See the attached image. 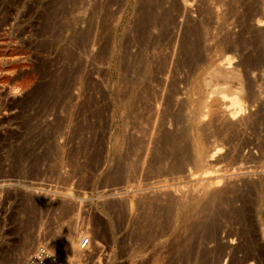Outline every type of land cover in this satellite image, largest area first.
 Here are the masks:
<instances>
[{"label": "rangeland", "instance_id": "rangeland-1", "mask_svg": "<svg viewBox=\"0 0 264 264\" xmlns=\"http://www.w3.org/2000/svg\"><path fill=\"white\" fill-rule=\"evenodd\" d=\"M50 1L0 0V33L5 32L0 36V264H27L39 244L61 252L73 237L75 253L63 255L69 264H152L153 258L162 264H264V24H255L256 18L264 19V0H175L177 7L170 10L177 26L173 34L179 37L188 21L206 31L205 57L196 78L185 71L176 75L178 100L189 96L183 113L195 110L201 94L207 102L185 138L178 133L186 124L171 120L175 105L163 112L164 122L160 113L154 123L129 122L119 59L137 0H78V13L59 14L54 27L45 31L44 12L58 6ZM171 1L162 7L169 8ZM108 10L113 15L102 34L112 30L117 39L113 53L120 56L113 62L95 58L98 22ZM68 17H78V23L65 25ZM73 28H78V49ZM69 48L78 60V84L61 91L65 99L57 106L47 107L33 89L73 68ZM219 69H233L238 78L223 80L216 75ZM27 75L33 82L20 89L17 85ZM196 84L199 96L193 92ZM223 93L242 97L243 115L231 118ZM59 119L60 132L48 138L45 133ZM161 128L178 131L179 140L164 141ZM44 135L48 141H42ZM51 142L58 145L57 154H47ZM214 146L221 152L211 157ZM18 149L26 159L14 157ZM177 201L167 234L146 247L144 216L155 208L164 213L169 202ZM204 201H209L207 210ZM83 237L88 244L82 249L76 244ZM183 237L192 245L183 244ZM193 245V258L185 262L182 252Z\"/></svg>", "mask_w": 264, "mask_h": 264}, {"label": "bare ground", "instance_id": "bare-ground-1", "mask_svg": "<svg viewBox=\"0 0 264 264\" xmlns=\"http://www.w3.org/2000/svg\"><path fill=\"white\" fill-rule=\"evenodd\" d=\"M85 1V0H84ZM118 2L122 3L124 0H110L107 2ZM164 1L166 2V0H137V5L133 8V16L130 20V31L128 33V35H126L123 38V43L121 45V50H122V54L120 56L119 59V64H120V68H121V73H122V77L125 79V81L122 78V82L127 84V88L125 87L128 98V102L127 100L125 102H127V106H125L127 108V113L130 117V119H132L131 121L129 120V122L131 123L132 121H135L134 119L136 118L137 120L139 119V121H143L146 122L145 124H150V123H154L153 119H156L157 116L163 115L170 110L172 108L173 105H175L177 108V112L176 115H174L173 119H171L175 124L176 123H184L186 124V126H183V128L179 131L178 134H180V136H183L184 138L187 136H189V127L194 126L195 122L198 121L199 116L202 114L200 112L201 108H203L205 106V103L203 101H205L203 98L202 101V94L201 96L200 93H202V90H197L195 89L196 85H193V92L195 94H197L199 97V99L197 101H195V110H187V113H183L184 110L187 108L188 106V99L189 96H186L187 93L184 94V96H186L185 98L183 97L182 99L180 98V100H178V95H179V89L177 87V84L179 83V79L177 78V74L179 72H183L185 71L186 75L188 77H190V75L196 73V69L198 70L199 67H201V62H203V57H205L203 55V49H206L204 42L206 40V31L203 32V30H201L196 24L198 23H188L182 27V30H180V35L177 37L173 34V30L175 31L174 28H176V22H175V17L174 15H172L170 10H174L177 7V0H172L170 3V7L169 8H163L162 4H165ZM126 2V1H125ZM52 3V5H58L55 6L54 10L49 13H45L44 15L46 17V22L43 25V29H49L51 27V25L58 20V18L54 19L55 17H58L59 14H62V17L64 16L66 18V14H68L70 11L72 10H78V0H51L49 2ZM98 3V2H97ZM16 4V3H15ZM87 4V3H86ZM94 4V3H93ZM109 5V4H108ZM169 6V5H168ZM104 7V6H103ZM109 7V6H108ZM106 8V5L104 7V9ZM173 8V9H172ZM47 10V9H45ZM106 10V9H105ZM73 11V12H74ZM99 11V10H98ZM77 12V11H75ZM178 12V11H177ZM78 13V12H77ZM76 13V14H77ZM176 13V12H175ZM251 13V12H250ZM70 14H68L69 16ZM75 15V14H74ZM101 15V14H100ZM99 15V16H100ZM111 14L109 12V10L106 12V15L104 14V16H106V18H104L102 20V18L100 19L101 22H98V27H97V44H98V50L95 54V58L98 61H102L103 59H112V62L115 59V56L117 57L114 47V43L115 41L117 42V39L114 41V35L111 33V31L105 32V35H103L105 29H108L107 27H109L108 24V17H110ZM73 16V14H72ZM4 17V16H3ZM41 17V15H40ZM64 18V19H65ZM70 17H68L67 19H69ZM188 18V17H187ZM7 19V18H6ZM5 19V20H6ZM66 19V21H67ZM71 19V20H70ZM68 21L69 23H65L64 24L70 27L71 23H78V17H72L70 18ZM2 20V19H1ZM0 20V21H1ZM7 21V20H6ZM65 21V20H62ZM61 21V22H62ZM187 21V20H186ZM199 21H203L199 19ZM60 22V21H59ZM42 23V24H43ZM178 23V22H177ZM205 24L204 21L201 22V24ZM3 24V21L0 22V26ZM60 24V23H59ZM199 23V25H201ZM202 24V25H203ZM255 24L260 26L264 24V19L263 18H256L255 20ZM54 25V24H53ZM52 25V26H53ZM249 25V23H248ZM205 26V27H204ZM41 27V26H40ZM54 27V26H53ZM61 27V25H60ZM59 27V28H60ZM202 27H204V30L206 29V25H203ZM51 29V28H50ZM70 29V28H69ZM203 29V28H202ZM74 30V28H73ZM104 30V31H103ZM248 30V29H247ZM46 31V30H45ZM50 31V30H49ZM47 31V32H49ZM244 31V30H243ZM2 32V31H1ZM40 32V31H39ZM42 32V31H41ZM44 32V31H43ZM55 32V31H54ZM59 32V31H58ZM5 33V32H4ZM4 33H0V36H2V34ZM61 33V32H60ZM73 37L76 40V49H78V28H76V30H74L72 32ZM103 33V34H102ZM115 33V32H114ZM176 33V32H175ZM58 34V33H56ZM54 35V34H53ZM51 36V35H50ZM71 36V35H70ZM96 36V35H95ZM58 37V36H57ZM72 37V38H73ZM89 37V36H88ZM87 38V37H86ZM240 38V37H239ZM242 38V37H241ZM241 38H240V42H241ZM243 39V38H242ZM71 41V40H70ZM85 42V41H84ZM72 43V42H71ZM48 44V43H47ZM119 45V44H118ZM204 46V48H203ZM119 48V47H117ZM66 49V47H65ZM71 48H69V52L68 49L66 52H68L67 54V58H69V60H75L74 63L76 62V64L73 66L72 69H69V71L63 70V72H61V76H59V78H50L48 80H46L45 82H43L42 84H37L33 91L36 93H41V95H43L42 98V103H44L45 105L48 106H57V103L61 102V98L62 96L64 97V95L62 94L63 92H61L63 89L65 90V88H67L68 86H70V84L72 83H76L78 84V82H75L78 77V60L77 57L75 56L74 53H72L70 51ZM117 50V49H116ZM65 51V50H64ZM120 51V50H119ZM115 54H114V53ZM205 52V50H204ZM62 53V52H61ZM120 53V52H118ZM64 54V53H63ZM77 54V53H76ZM226 58V57H225ZM228 59V58H227ZM77 60V61H76ZM67 62V61H66ZM73 63V62H72ZM220 63V61H219ZM228 64V66L230 65V61L226 62ZM223 64V63H222ZM67 65V64H66ZM220 65V64H219ZM66 68V67H65ZM64 68V69H65ZM195 71V72H194ZM41 73V72H40ZM121 73L119 74V76L121 75ZM184 73V72H183ZM180 74V73H179ZM182 74V73H181ZM185 75V76H186ZM196 75V74H195ZM217 76H220V78L222 77L223 80H227V81H232V79H236L238 78V74L232 69L230 70H223V69H219L216 72ZM215 75V76H216ZM50 76V75H49ZM55 77V76H54ZM196 78V76L193 75V77L191 78ZM198 77V75H197ZM7 78V77H6ZM121 78H118L119 80H121ZM186 78V77H185ZM191 78H188L189 80ZM199 78V77H198ZM22 79V78H21ZM44 79V78H43ZM76 79V80H75ZM188 79H184L185 82L188 81ZM33 80V77L31 75H27L25 77H23L22 80H20V84L17 85L21 88H25L27 86H29L31 84V82ZM196 80V79H195ZM198 80V79H197ZM193 81V80H192ZM247 81V80H246ZM182 82V81H181ZM189 82V81H188ZM196 82V81H194ZM193 82V83H194ZM200 82V81H199ZM5 83V82H4ZM247 84V83H246ZM72 86V85H71ZM126 86V85H125ZM248 87V86H247ZM17 88V87H16ZM200 88V87H198ZM195 89V90H194ZM16 90V89H15ZM15 90L13 92H15ZM66 91V90H65ZM197 92V93H196ZM66 94V93H65ZM230 93H223L222 94V98L226 100V102H228V104L225 105V108L227 110V112H229L228 114L231 116V118H235L238 115H243L245 112V104L244 102L241 100L242 97H239L237 95H229ZM257 94V93H256ZM255 94V95H256ZM32 95V94H31ZM30 95V96H31ZM33 95H35L33 93ZM37 95V94H36ZM124 95V98H125ZM38 96V95H37ZM66 96V95H65ZM68 96V95H67ZM254 97V96H253ZM34 99V98H33ZM63 99V98H62ZM65 99V97H64ZM60 101V102H59ZM41 102V101H40ZM206 102V101H205ZM207 103V102H206ZM63 104V103H61ZM163 106L165 109V111H162V113L160 112L161 109L159 108L160 106ZM64 106V105H63ZM65 107V106H64ZM54 108V107H53ZM52 108V109H53ZM194 109V108H193ZM163 110V109H162ZM78 112V110H77ZM126 113V111H125ZM160 113V115H158ZM124 115V114H123ZM135 116V117H133ZM164 116V115H163ZM168 116V114H167ZM173 116V115H172ZM133 117V118H131ZM162 118L161 122H164L166 118V116H164V118L161 116L160 119ZM242 118V117H241ZM240 118V119H241ZM264 118V117H263ZM58 119V118H57ZM159 120V117H158ZM170 120V119H169ZM168 120V121H169ZM200 120V119H199ZM264 120V119H263ZM139 121H135L136 123H139ZM167 121V122H168ZM75 122V121H74ZM158 122V121H157ZM160 122V121H159ZM158 122V123H159ZM135 123V124H136ZM142 123V122H140ZM157 123V124H158ZM170 123V122H169ZM172 123V122H171ZM182 123V124H183ZM6 124V123H5ZM133 124V122H132ZM161 124V123H160ZM158 124V125H160ZM164 124V123H163ZM162 124V125H163ZM143 124H141L142 126ZM153 125V124H152ZM262 125V124H261ZM43 126V125H42ZM60 126H62V120H57L55 122L54 125H50L49 129L50 131L45 133L46 136L48 138H53L54 139V135H56L57 133H59L60 131ZM139 126V125H138ZM189 126V127H188ZM134 127V126H133ZM158 127H162V126H158ZM264 127V126H263ZM150 128V127H149ZM1 129V128H0ZM45 130V129H44ZM144 130V129H143ZM142 130V131H143ZM148 131V130H147ZM234 131V130H233ZM44 132V131H43ZM161 132H162V128H161ZM178 132V131H177ZM176 132V133H177ZM176 133H171L168 131H164L161 134V137L164 139V141H171L172 139L174 140V138L179 137ZM46 136H43V140L45 141L48 138H46ZM39 138V137H38ZM46 138V139H45ZM52 139V141H53ZM158 139V138H157ZM182 138H180L181 140ZM33 140V139H32ZM134 140V139H132ZM131 140V141H132ZM162 140V139H160ZM175 140V141H176ZM179 140V138H178ZM48 141V140H47ZM135 141V140H134ZM163 141V140H162ZM36 142V141H35ZM136 142V141H135ZM141 142V141H140ZM2 143V142H1ZM38 143V142H37ZM36 143V144H37ZM52 144L54 142H51ZM134 143V142H132ZM162 143V142H161ZM171 143V142H170ZM173 143V142H172ZM7 144V143H6ZM30 144V143H29ZM56 143L53 144L52 147H50V149L47 151V154H57L58 151V145H55ZM135 144V143H134ZM133 144V145H134ZM163 144V143H162ZM166 144V143H165ZM178 144V141H177ZM3 145V144H2ZM129 145V144H128ZM131 145V144H130ZM175 145V144H174ZM23 146V145H22ZM30 146V145H29ZM164 146V145H163ZM173 146V145H172ZM32 147V146H31ZM29 147V149L31 148ZM133 147V146H132ZM28 148V147H27ZM34 148V147H33ZM127 148V147H126ZM131 148V147H130ZM129 148V149H130ZM214 149V150H213ZM211 149L213 150L210 154L211 157H213L214 155H216L217 153L221 152V148L220 147H215ZM26 150V149H25ZM28 150V149H27ZM62 150V149H61ZM131 151H133L132 149H130ZM6 151V150H5ZM131 151H128L130 153H132ZM17 152V151H16ZM27 152V151H26ZM59 153V152H58ZM127 153V151H126ZM126 153L123 152V155ZM130 153H127V155L129 156ZM14 154V153H13ZM26 154V153H25ZM29 154V153H28ZM31 154V152H30ZM43 154H45L43 152ZM46 154V155H47ZM198 154V152H197ZM16 158H21L26 159V155L24 156L23 152L20 151V149H18V152L16 154H14ZM40 156V154H38ZM122 155V157H123ZM218 155V154H217ZM30 156V155H29ZM37 156V155H36ZM35 156V159H36ZM54 156V155H53ZM58 156V155H57ZM32 157V156H31ZM121 157V158H122ZM127 157V156H124ZM159 157V156H158ZM30 158V157H28ZM41 158V157H40ZM129 158V157H128ZM156 159V157H155ZM161 159V158H160ZM38 160V159H37ZM41 160V159H40ZM154 160V159H153ZM16 161V160H15ZM22 161V160H21ZM39 161V160H38ZM37 161V162H38ZM152 161V160H151ZM156 161V160H155ZM19 162V161H18ZM24 162V161H23ZM28 162V161H27ZM35 162V161H34ZM154 162V161H153ZM152 163V162H151ZM155 163V162H154ZM220 180H215V184L218 185ZM207 183H209L207 181ZM214 184V183H213ZM208 185V184H207ZM205 186V185H204ZM203 186V187H204ZM208 188V187H207ZM206 189V188H205ZM212 195V193H211ZM207 197V196H206ZM210 198V196H208ZM207 197V200L209 199ZM7 198V197H6ZM157 198V197H156ZM179 199V197H177ZM151 199V198H150ZM158 199V198H157ZM176 199V198H175ZM206 200V199H205ZM210 200V199H209ZM175 200H173L172 202H174ZM176 202V201H175ZM179 201H177V203H171V202H167L169 205L166 209V211H164V213H161L160 209L157 205V207L159 209L155 210H150L149 212H147V215L144 216V220L146 223H142V231H143V239L142 242L146 247L149 245H151V243H153L154 241L156 242L159 238L161 239L162 236H164L165 234H167L166 232H168V228L170 229V226L172 224V222L174 221L175 216L174 215L175 211L179 208L176 209L177 205ZM208 202L209 201H204L203 203V209L207 210L208 209ZM148 203V202H146ZM166 203V202H165ZM152 204V203H150ZM149 205V204H148ZM159 205V204H158ZM166 205V204H165ZM153 206V205H152ZM164 206V205H163ZM154 207V206H153ZM151 208V207H150ZM198 208V207H197ZM154 209V208H153ZM200 209V208H198ZM147 210V209H146ZM164 210V208H163ZM178 212V211H176ZM146 214V213H145ZM189 214V213H188ZM149 215V216H148ZM192 215V214H191ZM190 215V219L194 216ZM149 219H148V217ZM189 217V216H188ZM187 217V218H188ZM197 217V216H196ZM205 217V216H204ZM186 219V218H184ZM189 219V220H190ZM206 219V218H205ZM203 219L202 221L205 222ZM194 220V219H193ZM196 220V219H195ZM191 221V220H190ZM197 221H199V219H197ZM33 222V221H32ZM144 222V221H143ZM187 222V221H186ZM189 222V221H188ZM193 222V221H192ZM202 223V222H201ZM199 222V225L201 224ZM208 223V222H207ZM190 224V223H189ZM194 226L196 225L195 222L193 223ZM184 225V224H183ZM186 225V223H185ZM184 225V227H185ZM202 225H206L205 223ZM203 227V226H202ZM201 227V228H202ZM205 227V226H204ZM207 227V226H206ZM211 227V225H210ZM186 228L189 230L190 225L186 226ZM193 228V225H192ZM209 228V227H208ZM21 229V228H20ZM155 229V230H154ZM184 229V228H183ZM186 229V230H187ZM168 230V231H167ZM193 230V229H192ZM140 229V232H142ZM195 231V230H194ZM180 233V232H179ZM187 233V232H186ZM189 233V232H188ZM191 233V232H190ZM209 233V232H208ZM207 233V234H208ZM83 234V233H82ZM192 234V233H191ZM78 235V234H77ZM142 234H140L141 236ZM193 235V234H192ZM87 236V235H86ZM188 236V234H187ZM198 236V235H197ZM204 236V235H203ZM137 237V236H136ZM182 237V236H181ZM74 238V237H73ZM70 238L69 241L66 243L64 250H62L61 252H57L56 253L54 251H52L55 255H57L63 262L67 263L68 260L65 259L63 257V255L66 254V256H71L72 254L75 253V250H73L74 245H75V239ZM84 238V237H83ZM131 238V237H130ZM185 239L178 242L179 244H185L187 243L189 240L187 237V240L185 237H183ZM192 238H195L194 236H192ZM192 238L190 239V242H194L192 241ZM206 238V237H205ZM68 239V238H67ZM181 239V238H180ZM197 239V238H196ZM82 240V239H81ZM80 240V241H81ZM178 240V239H177ZM88 241V240H87ZM176 242V241H175ZM174 242V243H175ZM182 242V243H181ZM198 242V241H197ZM78 244H76L77 246L80 247L79 242H77ZM177 243V245L179 246V244ZM155 244V243H154ZM157 245L159 244L156 243ZM190 244L189 242L187 243V245ZM195 244V243H194ZM176 245V244H175ZM192 245V244H190ZM174 247V244L172 245ZM181 246V245H180ZM179 246V248L182 250V248ZM186 246V245H185ZM78 247V248H79ZM145 247V248H146ZM167 247V246H166ZM186 247H190V246H186ZM177 247V250L179 249ZM194 248V245L191 248H186V250L183 253V255L179 254V256L181 255L182 259H186L189 258L192 255V249ZM77 249V248H76ZM171 249V248H170ZM176 249V246H175ZM185 249V248H184ZM188 249V250H187ZM196 248H194L193 250H195ZM161 250V249H160ZM173 250V249H172ZM78 251V249H77ZM144 251V250H143ZM165 251V250H164ZM179 251V250H178ZM159 252V251H158ZM78 253V252H77ZM157 253V252H155ZM171 255V254H170ZM30 256V255H29ZM160 256V254L158 255V257ZM157 257V256H156ZM173 257V256H172ZM162 258V257H159ZM164 258V257H163ZM176 258V257H174ZM193 258V257H191ZM168 259V258H166ZM173 260V258H171ZM181 260V258H179ZM189 259H186L187 261H191ZM195 259V258H194ZM67 260V261H65ZM150 260V259H149ZM154 263L152 264H159V262H161V259L159 260L158 258H153ZM153 260L151 262H153ZM176 260V259H175ZM182 260V261H183ZM186 260H184L186 262ZM163 261V260H162ZM170 261V262H169ZM167 262H169V264H177L171 260H169ZM28 262V259H27ZM166 262V261H163ZM177 262V261H176ZM181 262V261H180ZM143 263V262H142ZM183 263V262H182ZM188 263V262H187ZM191 263V262H189ZM28 264V263H27ZM69 264V263H67ZM162 264V262L160 263ZM165 264V263H163ZM167 264V263H166ZM179 264V263H178ZM186 264V263H183Z\"/></svg>", "mask_w": 264, "mask_h": 264}, {"label": "built area", "instance_id": "built-area-1", "mask_svg": "<svg viewBox=\"0 0 264 264\" xmlns=\"http://www.w3.org/2000/svg\"><path fill=\"white\" fill-rule=\"evenodd\" d=\"M262 172H264V169H262ZM87 240L88 237H84L80 241V247L82 249L87 246L88 244ZM50 253L52 254V257H48ZM41 257H45V258L41 261ZM28 264H67V263L63 262L57 255H55L49 246L45 244H39L28 257Z\"/></svg>", "mask_w": 264, "mask_h": 264}, {"label": "clouds", "instance_id": "clouds-1", "mask_svg": "<svg viewBox=\"0 0 264 264\" xmlns=\"http://www.w3.org/2000/svg\"><path fill=\"white\" fill-rule=\"evenodd\" d=\"M48 257H52V254L50 253ZM45 257H41V261L44 259Z\"/></svg>", "mask_w": 264, "mask_h": 264}]
</instances>
